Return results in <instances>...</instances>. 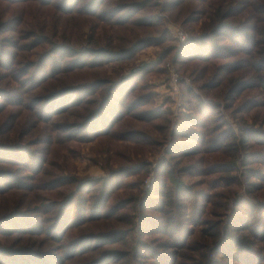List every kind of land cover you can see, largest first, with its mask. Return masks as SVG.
<instances>
[{
  "label": "trees",
  "instance_id": "trees-1",
  "mask_svg": "<svg viewBox=\"0 0 264 264\" xmlns=\"http://www.w3.org/2000/svg\"><path fill=\"white\" fill-rule=\"evenodd\" d=\"M151 1L0 0V264H264V0H160L201 21L160 55L191 67L171 129L142 91L159 61L105 76L168 42ZM89 141L116 166L79 178L64 153ZM124 141L166 143L137 193Z\"/></svg>",
  "mask_w": 264,
  "mask_h": 264
},
{
  "label": "rangeland",
  "instance_id": "rangeland-1",
  "mask_svg": "<svg viewBox=\"0 0 264 264\" xmlns=\"http://www.w3.org/2000/svg\"><path fill=\"white\" fill-rule=\"evenodd\" d=\"M153 1V2H152ZM153 7L150 8L149 12L152 14H157V16L162 20L163 27L168 31L169 40L165 42L162 46H151L147 47L139 52H137L131 61L127 64L119 66H111L106 65V74L105 76L110 79H115L119 76L125 75L127 73H131L134 71H138L142 65H150L153 66L154 63L159 61L158 65L152 71H146L142 76L141 82L147 87L144 90H147L149 93L153 95L152 104L156 108H160L165 114L166 122H167V129H171L172 127L176 126L178 113L183 110V98H182V86L184 87H192L193 83L190 78V66L176 64L171 61L173 50L167 53V56L160 60V55L164 50H170L173 48L179 47L183 44L189 34L198 33L200 30L201 21L198 20L197 22L189 23L185 26H181L179 23L173 22L168 16L161 13L158 6H160V0H152ZM109 33L110 38L108 39L110 42H115V38L117 34L115 30H106ZM180 32L184 35V41L180 42L176 39V33ZM99 34V32H97ZM120 35V34H119ZM98 39L103 42L105 39L103 36H98ZM169 47V48H168ZM170 70V71H169ZM170 72L176 75L179 79L176 85V92L175 96L170 95L169 89V77ZM119 73V74H118ZM182 85V86H181ZM220 114L222 117L231 125L233 123H237V119H233L227 112L223 109H219ZM242 119L246 121L248 124L250 120L246 117V115L242 114ZM161 120H157L156 123H160ZM152 133V138L157 140H164V138H159V133L161 130L156 128H150ZM163 142V141H162ZM156 143L154 144H147V145H140V149L138 146H135L133 142L124 141L120 142L121 146H129V155L132 161H142L147 167L145 173L141 175H128L123 179L126 181L130 180H139L137 188L127 187L126 190H123V193H137V189H145L148 188L153 181L154 172L153 167L155 163L159 162L165 152L166 143ZM133 149L137 151L134 152ZM68 162L71 163L73 166L70 171L73 172L79 178H95L99 176L106 175V171L103 167L101 159L107 162L108 166L114 167L116 163L111 160L115 155L118 154V150L111 148L110 154L111 158L106 159L105 153L100 152L97 150V144L94 141L89 142H79L75 145V152L71 157H69L68 153H64ZM107 166V165H106ZM120 192V190H118ZM122 192V191H121ZM125 193V194H126Z\"/></svg>",
  "mask_w": 264,
  "mask_h": 264
},
{
  "label": "built area",
  "instance_id": "built-area-1",
  "mask_svg": "<svg viewBox=\"0 0 264 264\" xmlns=\"http://www.w3.org/2000/svg\"><path fill=\"white\" fill-rule=\"evenodd\" d=\"M176 39L180 42L184 41V35L180 32L176 33ZM170 71V70H169ZM178 78L176 77L175 74H173L172 72H170V77H169V89H170V95L171 96H175V92H176V85L178 82Z\"/></svg>",
  "mask_w": 264,
  "mask_h": 264
}]
</instances>
